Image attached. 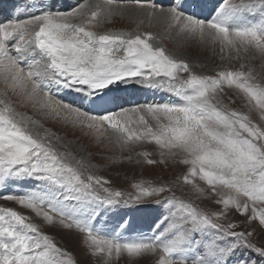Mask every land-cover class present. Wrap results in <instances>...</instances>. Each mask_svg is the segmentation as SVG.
<instances>
[{
	"label": "snow or ice",
	"instance_id": "obj_1",
	"mask_svg": "<svg viewBox=\"0 0 264 264\" xmlns=\"http://www.w3.org/2000/svg\"><path fill=\"white\" fill-rule=\"evenodd\" d=\"M135 2L149 20L156 17V4ZM159 11L169 38L211 46L221 60L238 61V69L197 75L164 47L154 46L157 38L150 32L97 31L123 14L122 0L81 2L68 12L44 11L0 23V187L9 180L38 182L23 194L0 195L30 213L0 207V264H75L34 219L82 233L87 249L102 264L123 254L152 255L155 264H228L240 249L264 258V246L251 242V232L216 222L234 209L249 223L258 220L264 226V76L253 67L254 61L264 62V0H220L204 19L178 7ZM120 84L167 92L178 102L112 111L104 105L115 102L109 96ZM53 87L80 94L81 105L86 99L103 114L66 102L54 95ZM225 88L236 93L247 112L222 105L218 96ZM48 122L79 131L97 144L107 141L109 149L127 152L129 160L133 153L148 165L178 159L187 166L183 183L200 196L210 193L221 211L208 214L173 194L165 199L167 215L150 237L124 240L120 231L102 234L94 227L104 214L98 215L99 209L140 203L171 189L134 184L137 194L123 198L120 191L103 187L109 181L93 175L95 165L78 157L72 142L46 127ZM144 143L156 146L159 161L148 151H135ZM86 205L96 207L85 212ZM127 223L122 220L119 227ZM227 237L232 240L219 243ZM236 264L249 262L241 258Z\"/></svg>",
	"mask_w": 264,
	"mask_h": 264
},
{
	"label": "rangeland",
	"instance_id": "obj_2",
	"mask_svg": "<svg viewBox=\"0 0 264 264\" xmlns=\"http://www.w3.org/2000/svg\"><path fill=\"white\" fill-rule=\"evenodd\" d=\"M8 1L10 0H0V23H6L10 20L27 19L33 15L41 14L44 11L68 12L77 7L81 2L95 3V0H80V2L79 0L75 2L70 0V6H68L65 4L64 0H15L18 2V7L15 10L17 13L12 17L9 16L11 12L8 14L7 8V11H2ZM144 2L156 4L157 14L155 18L149 20L145 16V13L136 6L135 0H122L123 14L114 16L111 23L106 22L102 27L97 29V31L101 33L123 31L134 34L150 32L157 38V41L154 42V46L164 47L169 55L177 60L186 62L190 70L197 75L215 76L216 72L225 70L229 67L238 69V61L233 60L229 62L227 60H221L219 53L214 51L211 46L205 47L192 41H182L178 37L169 38L159 11L160 8H163L166 12L170 7H178L185 14H195L197 18L201 19L210 18L214 6H217L220 0H144ZM13 3L14 2L11 4ZM193 3L199 6L193 7ZM141 20L144 22L140 23ZM262 63L264 62L259 60L253 62L255 74L258 76H264V67H261ZM182 75L186 76L187 73H182ZM53 93L66 102H74L76 106H80L85 110H92L94 114H103L102 108L91 105L86 99L81 105L80 101L76 99L80 95L78 93L67 90L57 92L55 87H53ZM109 99H114L115 102L106 104L104 107L112 111H119L121 107L127 109L142 104L178 102L177 98L170 93L150 89L139 84H120L110 93ZM218 99L224 106L247 112V109L243 107L242 101L237 98L236 93L230 89L225 88L224 92L219 94ZM232 100H235V103H232ZM18 110L32 115L29 109ZM252 118L258 121V117L255 113L252 114ZM46 127L51 128L52 131L60 136H66L67 140L72 142L71 150L74 151L78 157H88L91 164L95 165L91 170L92 174L103 180L109 181V183L103 185V187L112 191H120L123 193V198L125 199L130 196L134 197L137 194V189L133 187L134 184L143 183L146 187L149 185L153 187L164 186L171 189L170 192H164L159 196L143 198L140 203L99 209L98 215L99 213L104 214L99 216L97 222H94V227L101 230L104 235L110 236L113 235L114 232L120 231L121 238L124 240L150 237L155 231V224L167 215L168 209L164 204L165 199L173 194L178 199L191 203L198 210L208 214L219 212L222 209L221 205L213 202L210 193L207 194V198L205 196H200L193 192L190 185H185L183 183L180 178L186 173L187 166L180 164L178 159L166 158L165 163L157 162L156 164L148 165L143 162V157L136 156L135 153H133L132 159L129 160L127 159V152L120 154L114 146L112 149H109L107 147V141L103 144H97L90 137L82 136L79 131L73 133L63 128L61 125L51 122L46 123ZM53 146L59 151H65V149L60 148L58 144H54ZM135 151H148L152 153L151 159L156 161L160 160L158 149L154 144H140L136 147ZM121 155L123 156L122 160L118 158ZM113 158H117L115 162H113ZM196 182L207 190V186L204 185L203 182L199 180ZM37 183L38 182L31 180H9L4 186L0 187V195L23 194L33 189ZM99 194L101 196L105 195L102 191H100ZM0 207H9L18 212L30 214L27 210L20 208L11 201L0 199ZM94 207H96V205H86L84 211L88 212ZM122 220L128 222L123 229L119 227ZM33 222L40 224L41 230L49 235L58 247L70 253L74 258L75 264H102L100 256H93L87 249L82 241V239H84L83 234L79 233L74 228L65 229L58 224L55 226H48L39 219H34ZM216 222L224 227H227L229 223L236 224L238 227L233 229L234 231L251 232L252 236L249 238L251 242L257 246H264V226H261L258 220L249 223L247 216L240 215L234 209H229L227 215ZM161 227H163V225H161ZM70 230H74L76 234H80L82 237L79 239V236L70 233ZM197 238L206 240L208 236L197 234ZM231 240V237H227L219 241V243L223 245ZM241 258L247 260L249 264H264V258L259 257L251 252V250L245 249H240L232 255L229 258L228 264H236ZM155 261L156 257L152 255L130 258L127 254H123L119 259L114 258L112 264H155Z\"/></svg>",
	"mask_w": 264,
	"mask_h": 264
},
{
	"label": "bare ground",
	"instance_id": "obj_3",
	"mask_svg": "<svg viewBox=\"0 0 264 264\" xmlns=\"http://www.w3.org/2000/svg\"><path fill=\"white\" fill-rule=\"evenodd\" d=\"M71 1H76V0H71ZM12 2H14L13 4H11ZM64 2H65V4H67L68 6H70V0H64ZM73 2V3H74ZM79 2H80V0H79ZM78 2V3H79ZM72 3V2H71ZM7 5H9V7H10V9H13V8H15L16 7V5L18 4V2L17 1H15V0H10V1H8L7 3H6ZM16 10V9H15ZM159 14V13H158ZM132 88V87H131ZM127 89V88H126ZM134 89V88H133ZM71 232L70 233H72V234H74V235H76V236H79V239L82 237L80 234H76V232H74V230L72 231V230H70ZM82 241H83V239H82ZM82 243V242H81ZM84 248V247H83ZM82 249V248H81ZM83 251V250H82ZM87 254V253H86ZM88 255V254H87ZM134 263V262H133Z\"/></svg>",
	"mask_w": 264,
	"mask_h": 264
}]
</instances>
